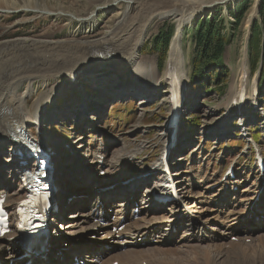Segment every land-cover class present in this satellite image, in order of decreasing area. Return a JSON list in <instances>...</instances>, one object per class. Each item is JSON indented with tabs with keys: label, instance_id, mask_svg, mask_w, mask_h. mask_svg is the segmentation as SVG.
<instances>
[{
	"label": "rangeland",
	"instance_id": "rangeland-1",
	"mask_svg": "<svg viewBox=\"0 0 264 264\" xmlns=\"http://www.w3.org/2000/svg\"><path fill=\"white\" fill-rule=\"evenodd\" d=\"M31 1L34 3L31 4ZM115 1L117 0H7V10H10L0 12V60L6 52L13 53L14 49H17L16 45L6 44L26 40L27 44L24 45L28 46V50L33 52L34 56L22 60L24 61L22 64L30 67V75H33V64L37 63L35 60L43 61V66L36 71L40 77L33 81L31 97H28L25 103L32 117L39 107L43 108L44 112L38 115L39 133L36 132L38 125L32 122L27 124V132L35 141L50 144L51 148L57 151L55 168L58 183L62 186V190L58 191L59 203L63 204L58 216L61 223L77 210L90 209L98 196L107 206L109 204L115 206L110 203L111 201L115 203L124 201V195L118 194L108 202L104 198V194L107 193L100 192L102 185L100 169L90 166L94 165L93 154L97 153L96 150L108 159L105 170L107 175L104 176L108 178V182L114 181L116 174L121 171L133 179L143 178L149 171H155L161 149L171 139V129L167 124L171 96L166 81L169 76L173 77L174 72V68L168 70L173 63L171 51L174 47L181 46L185 58V78L189 83L188 77L195 55L192 30L199 19H205L208 13H215L224 17L226 33L231 36L230 45L226 48L224 56V63L229 70V77L226 79L227 89L224 96H219L215 76L209 90L205 92H195L189 86L180 115L183 123L181 134L177 139L178 148L174 152L176 161L172 160L175 163L172 165L174 169L171 170L176 172L174 179L181 182L178 184L183 185L184 190H188L184 193L185 198L189 201H201L197 211L202 212L198 214H204V217L213 219L215 223L208 219L204 222L205 234L210 237L205 244L187 243L183 250L200 247L208 253V257H213L215 252H221L219 246H224L226 241L217 235L224 230L223 224L228 217L236 219L235 235L241 234V229L249 228L253 230L252 237H257L255 241L264 238V217L260 216L264 212V173L262 175L256 173L252 165L251 152H243L247 146L251 148L257 146L264 152V71L262 78L259 72H255L257 69L252 71L251 55L250 58L248 55V42L257 31L254 26L261 23L264 17V12L260 13L263 0H248L247 5V2L244 3V13L238 24L230 16L229 10L235 12L236 6L245 0H229L223 5L207 4V6L212 5V9L193 17L180 35L177 29L183 24V20L179 23L182 16L169 12L172 9L169 0L150 8L151 20L145 18L146 21L143 23L147 22L149 25L145 37L143 42L140 41L138 51L137 48L134 51H137L139 56H132L135 58L136 68L146 67L144 62L150 60L158 66V73L163 76L166 72L167 77L158 88L150 89L151 94L143 97L146 98L144 100L132 84V69L126 65L131 59L124 66L113 68V61L124 59L128 52V42L124 39L129 34L127 32L123 36L128 27L123 21L129 17L126 0H120L121 3L117 5ZM199 1L200 4L211 0ZM14 3L17 9L14 8ZM108 4L112 7L108 8ZM25 5L29 6L25 7ZM161 17L165 18L161 19ZM87 18L88 21L85 20ZM163 30L173 31L175 34L165 62L159 64L158 53L151 51V48L152 40ZM129 31L131 32V29ZM108 34H112V38L102 40ZM104 41L106 42L102 45L114 44L117 52L114 56H104L105 62L99 66L101 68L98 67L96 71L78 70L74 77L65 75L70 60L76 57L70 52L79 51V46L82 45L84 49L93 48L97 53L98 47L101 46L100 42ZM84 43L92 46L87 47ZM247 59L250 72L249 88L255 81L257 82L261 90L260 105L263 107L257 106V99L253 95H250L251 98H247L240 106H229L233 101L232 94L239 90L241 65ZM257 66L259 70L263 67L262 60ZM233 83L234 90H232ZM27 86L29 83L24 82L19 92L25 91ZM5 107L1 104L0 112ZM194 118H198L197 128L188 125ZM184 124L189 127V132L186 131ZM9 141L5 136L0 140V187L6 183L9 185L14 192L10 204L14 205L20 194L21 196L25 194V190L19 181L20 171H15L18 167L15 164L20 160L16 161L14 158L15 164L11 161ZM226 146L230 150L227 152L224 149V155L221 151ZM196 148L197 151L192 157L191 153L186 155L188 150L195 151ZM239 156L241 161L237 160ZM177 160L181 161L177 162ZM229 162H237L236 167L241 171L239 179L233 181L224 191L218 190L219 195L214 193L216 196L211 197L209 194L216 192V188L211 186L213 179L215 180L216 174ZM30 167L33 169L34 164ZM150 172L148 176L152 181L156 176ZM151 185L152 183L144 185L133 191V194L137 196L141 190L151 188ZM95 192L99 194L93 196ZM70 208L74 210L70 212ZM109 208L111 209L107 210L116 207ZM159 214L167 216L169 213L165 210H157L151 211L149 215ZM163 227L165 228L166 225L156 229L162 231ZM72 234H75V231ZM178 235L170 239L173 241ZM233 237L236 236H230L228 245L241 243L232 241ZM245 237L241 238L242 243L252 244L253 239L249 238L244 242ZM131 255H134V252L129 251L122 258L128 261ZM251 256L249 260L231 263L264 264V257ZM221 257L219 264H225L224 258L227 259L228 256ZM201 258L202 256L199 264H209L211 261L208 260L207 263L206 259L201 260ZM178 259H171L165 255L164 250H159L152 262L153 264H193L194 261L192 256Z\"/></svg>",
	"mask_w": 264,
	"mask_h": 264
},
{
	"label": "bare ground",
	"instance_id": "bare-ground-1",
	"mask_svg": "<svg viewBox=\"0 0 264 264\" xmlns=\"http://www.w3.org/2000/svg\"><path fill=\"white\" fill-rule=\"evenodd\" d=\"M94 1H98V0H94ZM165 1H168V0H126V4L128 6L127 13L129 17L127 18H125L126 16L124 17L125 19L123 22L128 24V27L125 29L123 36H125V34L129 32V34L124 39L126 42H128V52L125 54L124 59L119 60V61L118 60L113 61V68L122 67L131 59V61L128 62L126 65H129L132 69L133 87L136 89V91L138 92V95L141 96L143 100L146 99L143 97H146L149 94H151L150 89L159 87V85L162 83L164 78L166 79L167 74L165 72V74L161 76L160 73H158V69H157L158 66H156V64H154V62L150 60L144 62L146 67L139 66V68H136L135 66L136 61L132 55L136 57L139 56L136 53L138 51L137 47H139L138 45L140 41L143 42V39L145 37V31L147 27L149 26L147 25L148 24L147 22L143 24L144 21H146L145 18L151 20V15H150L151 9L150 8L154 6H158L159 4ZM168 2H169V5L172 6V9H170L169 12L172 14H175L176 16L178 15L182 16L181 19L179 20V23L183 20V24L181 25L180 29H177L178 34L180 35L183 33V29L185 25L188 24L190 20L193 19V17L201 14L205 10H210V8L212 9L213 4L215 5L216 3H221V2L225 3V2H229V0H225V2L224 0H211L209 2H202L200 4L198 3L200 2L199 0H179V1L169 0ZM32 3L34 2L31 1V4ZM115 3L117 5L118 3H121V1L117 0L115 1ZM207 4H212V5L207 6ZM13 6L15 9H17L16 3H14ZM28 6L29 5H25V7H28ZM107 7L108 8L112 7V5L108 4ZM7 8H8L7 0H0V12L9 11L10 9L7 10ZM35 10H39V9H35ZM162 18H165V17H161V19ZM85 20L88 21L89 18ZM130 29H131V32L129 31ZM120 32L121 31L119 30V34ZM108 37L112 38V34H108L106 37L102 38V40H107ZM180 40H181V37H180ZM25 41L26 40L24 41L18 40L16 42L13 41V42H10L9 44H6L10 46L16 45L17 49H14L13 53L6 52L5 54L1 56V60H0V105L3 104V106H6L5 108H2L0 112V140L4 139V136H5V138L7 137L8 141L10 140L9 142H13V144L14 142L25 144V142L27 141L26 137H28V135L26 134L27 126H28L27 121L28 120L38 121L37 119L38 115L44 112L43 108L39 107L37 112L35 113V116L32 117L25 103L28 97H31L33 84H34L33 81H35L37 78L40 77V75H38L36 71H38L40 66H43L42 64L43 61H41L40 59L35 60L37 63H34V64L32 63L33 64L32 66L33 75H30V72H31L30 67L27 64H22V62H24L22 60H25L30 56H34L33 52L28 50L27 48L28 46L24 45V44H27ZM105 42L106 41L100 42L101 46L98 47L99 51L97 53L94 52L93 48L84 49L82 45L79 46L80 47L79 51L70 52L74 54L76 57L70 60L71 62L66 69L67 72H65L66 73L65 75L72 76L73 73H77L79 71H96L97 69L101 68L99 66L104 64L105 62V60L103 61L104 56L105 57L114 56L115 53L117 52V48L114 46V44L102 45ZM85 45L87 47L92 46L89 44H85ZM24 48H25V51H23ZM135 49L137 50L136 52H134ZM171 55H172L173 63H171L168 70H170V68H174V72L172 73L173 77L169 76L166 79L168 83V87H169L168 88L169 96H171V89H172V86L174 85L175 78L181 81V83H184L185 74H186L184 52L181 46L178 45L174 47L171 51ZM245 56H246V53H245ZM25 62H30V61H25ZM240 71H241L240 73L241 79H239L238 85H239V89H242V87L245 84H247L249 81L250 72H249L248 59L245 61L243 65H241ZM24 82L26 83L28 82L29 86H27L25 91L19 92V88ZM1 86H4L5 88ZM234 89L235 87L233 83L232 90ZM237 94H238L237 90L236 92L232 94L233 97L235 96L234 98H232L233 102H236L238 100ZM94 155L98 156V153H95ZM97 156H96V159H98ZM14 158L16 159V161L20 160L21 162L19 161L17 162V164H15ZM11 161H13V163L16 166H18L17 168H15L16 169L15 171H20V175L22 177L23 175L22 172L24 170H27V167L30 164V161H27V158L22 157V156L21 157L11 156ZM35 163H37V161ZM90 166L91 168H95L93 164H91ZM157 169L165 171V178H166V184L164 188L161 189V191H159L161 195H158L157 197L159 198V200L161 199L163 201L169 198L177 200V202L171 205V208L169 209L170 212L172 214L179 212L177 217L178 216L187 217V220H186L187 222L185 223L186 228L184 230V234L182 237H180L177 240V242L181 243L180 247H183L186 245L184 241H186L187 238H189L188 241L190 243L202 244L205 240L204 238L199 237V235L197 234L199 227L196 225V219L197 218L202 219V217H200L201 215H198V214L194 215V213L196 214L199 212L196 210L195 211L193 210L198 207V203H197L198 201H194L192 203H189V202L185 203V201L182 200V198L180 197L181 192H179V189H177L176 185L174 184V181L171 178V175L166 171L165 167L163 166L160 160H159V163L157 164ZM159 178H162V177L160 176ZM101 183H103V179H101ZM102 186L103 185H101V187ZM4 188L2 187L0 188V190H2L1 193L5 192ZM57 189L58 191H61L62 186L58 185ZM148 191L149 193L147 194ZM150 191L151 189H146L143 192V195L141 198L142 202L140 203V209L142 210L146 208H151ZM152 193L154 194V192ZM117 194L118 193H113L110 195H117ZM175 204L182 205L183 208L176 207ZM125 206L126 204L124 202H120L117 204L116 213H117V218L119 219L118 222H120V220L123 218V215L126 210L124 209ZM73 210L74 208L69 209L70 212ZM68 217L69 218L65 219L66 222L65 221L62 223L60 222L59 225L62 224V227H64V229L67 230L65 235H71V236L70 238H66L62 236V234H60L59 240H62V241L66 240L64 242L66 244H69L72 241L75 247H70L69 245H67L66 247H68L69 250L75 249V251L79 254H83L85 252V255H83V261L87 264L95 263V257L86 259L87 258L86 256L89 255L90 251H99L100 253H105L107 251L106 246H108L109 244H112V241L116 243L117 245H121L124 243L138 244V238L139 237L143 239L146 238L150 232L151 227L162 226L158 224V221L159 219H162V216H160L159 219H149L150 217L148 218L146 214H142L138 220L141 223L132 222L126 226L124 231L101 232L109 224L101 225V223L98 222L100 217H104V218L106 217V210L104 209V205L100 202V198H97V200L92 204V208L86 211H75ZM204 218L208 219V217L206 216ZM50 219H51V216H50ZM56 221H57L56 216L53 215L52 222L58 225ZM208 221L214 222L213 219L212 220L208 219ZM118 222L115 224V226H117ZM224 223L226 222L224 221ZM235 223H236L235 220L231 219L230 222L227 224L226 229H224L221 234L217 235L219 237H222V239L225 240L226 243L224 246H219V248L222 249L221 252H218V253L215 252V255L213 257H208V253L203 248H200V247H193L191 249L189 248V250L187 249V251H185L183 255L190 256V257L192 256L194 260L192 262L193 264H199L200 262L199 260L201 256H202L201 260L206 259L207 263H208V260H211L209 264H219V260L222 259L221 256L223 255V258H224L225 254H228V258L227 259L224 258L225 264H232L231 262L240 263V261L249 260L252 258L251 255H258L259 257H264V249H262V247H264V238H261L255 241V238L249 235V233L253 232V230L252 231L246 230L247 236L245 237V240L252 238L253 239L252 244H247V243L245 244L241 242L238 244L232 243L228 245L230 236H237L235 235L237 233V227L235 226ZM172 228H173V224L167 225V228H165V230L160 234V236L158 237V240H154L156 243H160L159 245L160 247H162L165 244L166 237L168 236L167 231L171 230ZM73 231H75V234H72ZM100 233H103L102 237H99L97 235ZM126 235L129 236L130 240L125 239L124 241H121L122 240L121 238H123ZM241 238L242 237L239 236V239ZM4 247L5 245L0 241V249H3ZM211 248L213 250V247ZM204 253H205V258H204Z\"/></svg>",
	"mask_w": 264,
	"mask_h": 264
},
{
	"label": "trees",
	"instance_id": "trees-1",
	"mask_svg": "<svg viewBox=\"0 0 264 264\" xmlns=\"http://www.w3.org/2000/svg\"><path fill=\"white\" fill-rule=\"evenodd\" d=\"M244 3L247 5L248 0H245L236 6L235 12L229 10V14L234 18L236 24H238L242 19V15L244 13ZM263 12L264 0L262 1L260 9V13ZM254 27L257 31L252 40L250 39V62L252 71H255L258 69L257 65L259 61L262 59V78L264 71V17L262 18V22L255 24ZM226 30L227 28L226 22H224V17L215 13H208L205 19H199L196 27L192 30L195 55L191 64L189 83L193 91L202 93L209 90L211 82L214 79L213 76H215L217 92L219 96H224L227 89L226 79L229 77V70L224 63V56L226 48L231 42V36L226 33ZM173 35V31L163 30L152 40L153 46L151 51L158 53L159 64H162L166 60ZM253 50L254 52H252ZM189 122V127H196L198 118H194ZM192 122L194 124H192ZM187 130L189 131L188 127Z\"/></svg>",
	"mask_w": 264,
	"mask_h": 264
},
{
	"label": "water",
	"instance_id": "water-1",
	"mask_svg": "<svg viewBox=\"0 0 264 264\" xmlns=\"http://www.w3.org/2000/svg\"><path fill=\"white\" fill-rule=\"evenodd\" d=\"M224 2H225V0H224ZM219 4L223 5L224 3H223V2H221V3H216L215 5H219Z\"/></svg>",
	"mask_w": 264,
	"mask_h": 264
}]
</instances>
